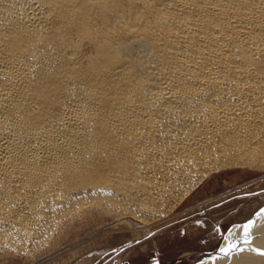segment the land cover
Returning a JSON list of instances; mask_svg holds the SVG:
<instances>
[{
  "label": "bare ground",
  "instance_id": "1",
  "mask_svg": "<svg viewBox=\"0 0 264 264\" xmlns=\"http://www.w3.org/2000/svg\"><path fill=\"white\" fill-rule=\"evenodd\" d=\"M228 166L264 169V0H0V251L155 221Z\"/></svg>",
  "mask_w": 264,
  "mask_h": 264
},
{
  "label": "rangeland",
  "instance_id": "2",
  "mask_svg": "<svg viewBox=\"0 0 264 264\" xmlns=\"http://www.w3.org/2000/svg\"><path fill=\"white\" fill-rule=\"evenodd\" d=\"M93 210L31 255L0 251V264H226L264 241V227L254 231L264 218V169L212 172L167 214L143 224L121 211ZM221 249L231 250L215 257Z\"/></svg>",
  "mask_w": 264,
  "mask_h": 264
},
{
  "label": "snow or ice",
  "instance_id": "3",
  "mask_svg": "<svg viewBox=\"0 0 264 264\" xmlns=\"http://www.w3.org/2000/svg\"><path fill=\"white\" fill-rule=\"evenodd\" d=\"M249 230H250V229L248 228V226H245V231L247 232V231H249ZM230 250H231V249H228V250L221 249V251H223L225 255H227V254H228V251H230ZM260 254H264V252H261Z\"/></svg>",
  "mask_w": 264,
  "mask_h": 264
},
{
  "label": "water",
  "instance_id": "4",
  "mask_svg": "<svg viewBox=\"0 0 264 264\" xmlns=\"http://www.w3.org/2000/svg\"><path fill=\"white\" fill-rule=\"evenodd\" d=\"M155 264H158V263H155Z\"/></svg>",
  "mask_w": 264,
  "mask_h": 264
}]
</instances>
